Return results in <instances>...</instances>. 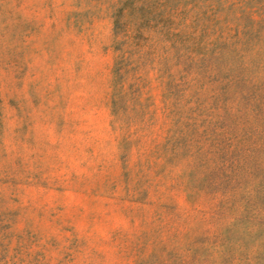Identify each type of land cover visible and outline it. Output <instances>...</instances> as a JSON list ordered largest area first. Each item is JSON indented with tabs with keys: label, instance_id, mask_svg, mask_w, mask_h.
I'll use <instances>...</instances> for the list:
<instances>
[{
	"label": "rangeland",
	"instance_id": "obj_1",
	"mask_svg": "<svg viewBox=\"0 0 264 264\" xmlns=\"http://www.w3.org/2000/svg\"><path fill=\"white\" fill-rule=\"evenodd\" d=\"M0 264H264V0H0Z\"/></svg>",
	"mask_w": 264,
	"mask_h": 264
}]
</instances>
